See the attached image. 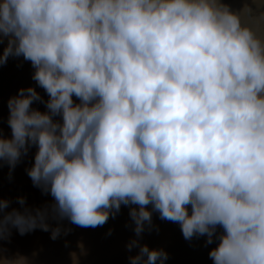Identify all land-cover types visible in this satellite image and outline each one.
Instances as JSON below:
<instances>
[{"label": "clouds", "instance_id": "obj_1", "mask_svg": "<svg viewBox=\"0 0 264 264\" xmlns=\"http://www.w3.org/2000/svg\"><path fill=\"white\" fill-rule=\"evenodd\" d=\"M0 45L35 82L7 100L0 163L11 177L35 149L26 173L51 197L0 198V240L55 241L123 205L130 264L168 260L141 242L153 213L205 237L212 264H264V0H0Z\"/></svg>", "mask_w": 264, "mask_h": 264}, {"label": "water", "instance_id": "obj_2", "mask_svg": "<svg viewBox=\"0 0 264 264\" xmlns=\"http://www.w3.org/2000/svg\"><path fill=\"white\" fill-rule=\"evenodd\" d=\"M233 9H239L244 0H226ZM3 45H0L2 51ZM33 68L30 62L23 58H9L7 64L0 66V129H7V100L17 93L20 87L33 85ZM42 95L43 89L37 87ZM43 110L42 104H36ZM35 149L24 156L15 170L9 176L6 164L0 163V198L12 200V206H17L16 198L25 196L29 205H39L51 199L37 187H34L26 173L30 167ZM149 207H151L149 205ZM67 224V221H64ZM72 232L57 240L50 239V233L36 229L25 235H20L14 229L7 239L0 240V252L6 255L21 253L32 257L35 252L34 264H70L69 252L77 250L78 241H83L87 255L81 258V264H130L126 248L127 242L135 235L129 217V207L121 206L115 218H109L107 223L97 228H81L72 225ZM111 229V234H109ZM205 237H194L186 240L178 224L162 220L158 213H153V228L145 230L142 243L149 247L164 248L168 252L166 264H212L208 252L214 245H205ZM67 242V246H66ZM136 249H133V254Z\"/></svg>", "mask_w": 264, "mask_h": 264}]
</instances>
